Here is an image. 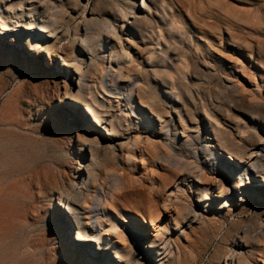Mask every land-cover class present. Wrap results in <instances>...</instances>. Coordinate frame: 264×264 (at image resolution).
<instances>
[{"label":"rangeland","instance_id":"obj_1","mask_svg":"<svg viewBox=\"0 0 264 264\" xmlns=\"http://www.w3.org/2000/svg\"><path fill=\"white\" fill-rule=\"evenodd\" d=\"M0 44V264H264V0H0Z\"/></svg>","mask_w":264,"mask_h":264},{"label":"bare ground","instance_id":"obj_2","mask_svg":"<svg viewBox=\"0 0 264 264\" xmlns=\"http://www.w3.org/2000/svg\"><path fill=\"white\" fill-rule=\"evenodd\" d=\"M143 4H144V1H143ZM132 6V5H131ZM132 8V7H131ZM29 25L27 26V28L28 29H31L32 28V25H31V23H28ZM108 31H110V30H108ZM0 47H2V45L0 44ZM56 70V69H55ZM62 80V79H61ZM65 84H68V83H66V81H65ZM69 89V88H68ZM66 93H68V94H70V95H72L70 92H66ZM69 95V96H70ZM88 110L89 111H91L89 108H88ZM91 113H92V111H91ZM92 118H93V121L95 122V123H99L98 122V119L94 116V114L92 113ZM91 121V120H90ZM99 126V125H98ZM95 145H96V143L94 144H91V155H93V152H94V148H95ZM98 146V145H97ZM209 148V147H208ZM210 149V148H209ZM211 151V150H210ZM212 152V151H211ZM95 156V155H94ZM93 156V157H94ZM97 159V158H96ZM95 159V160H96ZM92 160V159H91ZM97 165V164H96ZM95 167V166H94ZM83 183V182H82ZM259 184V183H258ZM247 185V184H246ZM64 186V185H63ZM220 187V186H219ZM240 188H241V193L242 194H244V193H248V192H250V193H254V194H257L258 196H260V197H262L263 195H264V185H257V186H255V187H244L242 184H240V186H239ZM62 192V191H61ZM84 194V193H83ZM76 195V194H75ZM61 194H59L58 195V200L60 201V200H62L63 201V198H61ZM66 196H67V200H70V194H66ZM78 197H80V195L78 196ZM72 198H74V197H72ZM225 198H226V200H227V198H228V203H230L231 201H232V198H231V196H229V194H227L226 196H225ZM81 199V198H80ZM74 200V199H73ZM77 200V199H76ZM71 201V200H70ZM57 205L59 206V205H61V203L60 202H58L57 203ZM65 206V204L63 205V207ZM66 209H68L67 207H66ZM60 212V217H58V218H56V221H57V225H58V228L61 230V231H63V233H65V234H70L71 233V228H70V226L68 225V223L65 221V219H64V213L62 212V211H59ZM140 215H142L140 212H138ZM143 216V215H142ZM66 218V217H65ZM78 227V226H77ZM83 229V228H82ZM250 231V230H249ZM247 235H248V233H246ZM250 235V234H249ZM85 236H87L86 234H84L83 232H81V231H79V230H77V232H75L74 233V235H73V237L74 238H72V240L74 241V246L75 247H77V248H80L79 246H80V241H84V240H87L88 239V237H85ZM248 237V236H247ZM243 238V237H242ZM248 239V238H247ZM109 243V242H108ZM244 243H247V242H244ZM90 251V250H89ZM136 254V253H135ZM242 254V253H241ZM240 254V255H241ZM119 256V253L117 252V251H115V258H117ZM235 258V257H234ZM132 259V258H131ZM138 260V259H137ZM140 260V259H139ZM138 260V261H139ZM108 261V260H107ZM131 262H134V264H137V262H135V260L134 259H132L131 260ZM130 264V263H129Z\"/></svg>","mask_w":264,"mask_h":264}]
</instances>
